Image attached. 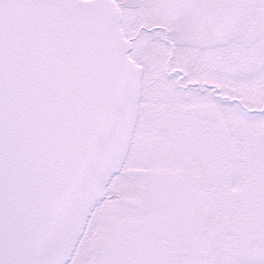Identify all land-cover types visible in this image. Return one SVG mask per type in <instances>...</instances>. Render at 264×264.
Here are the masks:
<instances>
[{"label":"snow or ice","instance_id":"snow-or-ice-1","mask_svg":"<svg viewBox=\"0 0 264 264\" xmlns=\"http://www.w3.org/2000/svg\"><path fill=\"white\" fill-rule=\"evenodd\" d=\"M0 264H264V0H0Z\"/></svg>","mask_w":264,"mask_h":264}]
</instances>
